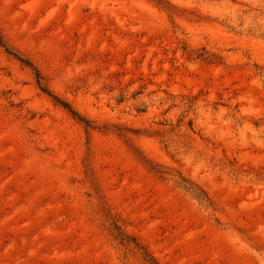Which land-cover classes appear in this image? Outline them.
Wrapping results in <instances>:
<instances>
[{
	"label": "rangeland",
	"instance_id": "rangeland-1",
	"mask_svg": "<svg viewBox=\"0 0 264 264\" xmlns=\"http://www.w3.org/2000/svg\"><path fill=\"white\" fill-rule=\"evenodd\" d=\"M0 264H264V0H0Z\"/></svg>",
	"mask_w": 264,
	"mask_h": 264
}]
</instances>
